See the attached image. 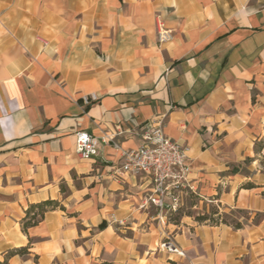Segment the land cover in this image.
<instances>
[{
    "label": "crops",
    "instance_id": "obj_1",
    "mask_svg": "<svg viewBox=\"0 0 264 264\" xmlns=\"http://www.w3.org/2000/svg\"><path fill=\"white\" fill-rule=\"evenodd\" d=\"M157 120L187 157L178 210L189 196L197 216L247 212L240 229L169 222L149 178L118 171L101 138L135 150ZM262 157L264 0H0V262L25 248L7 264H264Z\"/></svg>",
    "mask_w": 264,
    "mask_h": 264
},
{
    "label": "built area",
    "instance_id": "obj_2",
    "mask_svg": "<svg viewBox=\"0 0 264 264\" xmlns=\"http://www.w3.org/2000/svg\"><path fill=\"white\" fill-rule=\"evenodd\" d=\"M167 39L166 32H158L160 43ZM91 98L96 100L94 96ZM85 103L88 104L87 99ZM100 141L104 145L111 143L113 148L119 151L123 160L118 169L120 173L149 178L152 194L148 203L158 209L159 215L166 216L178 209L179 197L175 192L185 187L189 166L183 148L164 134L161 120L144 124L141 142L135 150H123L112 138L104 137ZM74 149L81 159L90 160L98 155L99 142L87 133L77 132ZM166 198L170 199L169 204L166 203ZM158 250L179 257L184 256L169 239L161 242Z\"/></svg>",
    "mask_w": 264,
    "mask_h": 264
},
{
    "label": "trees",
    "instance_id": "obj_3",
    "mask_svg": "<svg viewBox=\"0 0 264 264\" xmlns=\"http://www.w3.org/2000/svg\"><path fill=\"white\" fill-rule=\"evenodd\" d=\"M259 167H261L262 169H264V157L261 158V160L258 163ZM242 188L244 189H252L254 188V185L250 182H247L245 184L242 185ZM262 195H264V187H263V192ZM56 207V203L52 202V201H44L35 205H32L28 208L27 212H26V216L24 221L22 222V230L26 231V229L35 226L42 218L44 213L49 209V208H54ZM179 212V210L177 209L175 212L172 213H176ZM212 215H217V212H213ZM193 219L198 222V223H203L206 221H210L208 216L205 214H201L199 216L193 217ZM178 222V221H177ZM176 221L174 223H177ZM217 223H222V224H226V225H230L231 227H233L234 229H240L241 228V224L240 223H234V224H228L222 220H220ZM26 253V249L22 248L19 250H14L11 251L7 254V256L5 257V259L0 262V264H7V259L8 257L15 255V254H25Z\"/></svg>",
    "mask_w": 264,
    "mask_h": 264
},
{
    "label": "rangeland",
    "instance_id": "obj_4",
    "mask_svg": "<svg viewBox=\"0 0 264 264\" xmlns=\"http://www.w3.org/2000/svg\"><path fill=\"white\" fill-rule=\"evenodd\" d=\"M258 160L260 161L261 159H258ZM259 171L264 172V169L259 167ZM185 198H187V200L184 202V205L181 207V209H179V212L170 213L165 216L169 222H172V223H174L175 221L177 222L184 216H190V217L197 216L195 215L196 211H193L190 207L191 202L189 201V196ZM213 212H217V215L213 216L212 215ZM197 213L199 215H201V213L207 215L210 220L208 221L209 223H216L222 220L228 224H234V223L245 224L246 223L245 220L248 219L247 212L234 210V211H230L228 214H224V213L219 212V209L214 204H209L207 207H203V212H197ZM259 219L260 217H258L257 219L255 218V221Z\"/></svg>",
    "mask_w": 264,
    "mask_h": 264
}]
</instances>
